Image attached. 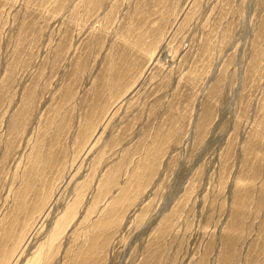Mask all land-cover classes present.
<instances>
[{
    "label": "rangeland",
    "instance_id": "1",
    "mask_svg": "<svg viewBox=\"0 0 264 264\" xmlns=\"http://www.w3.org/2000/svg\"><path fill=\"white\" fill-rule=\"evenodd\" d=\"M0 264H264V0H0Z\"/></svg>",
    "mask_w": 264,
    "mask_h": 264
}]
</instances>
